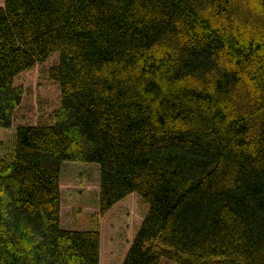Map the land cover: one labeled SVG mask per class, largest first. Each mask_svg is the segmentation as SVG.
Segmentation results:
<instances>
[{
	"label": "trees",
	"instance_id": "1",
	"mask_svg": "<svg viewBox=\"0 0 264 264\" xmlns=\"http://www.w3.org/2000/svg\"><path fill=\"white\" fill-rule=\"evenodd\" d=\"M56 54L53 125L0 163V264H100L98 220L132 194L124 264H264V0H5L0 129ZM68 162L100 165L90 231L61 224Z\"/></svg>",
	"mask_w": 264,
	"mask_h": 264
},
{
	"label": "rangeland",
	"instance_id": "2",
	"mask_svg": "<svg viewBox=\"0 0 264 264\" xmlns=\"http://www.w3.org/2000/svg\"><path fill=\"white\" fill-rule=\"evenodd\" d=\"M4 2L5 0H0V6H4ZM58 62L59 55L56 54L44 64H37L31 70L20 74L16 78L15 86L23 89L24 96L21 106L15 113L12 128L0 129V163H3V165L6 164L4 159L9 157L7 152L11 150L13 142H15L18 126L53 125L55 114L61 108V94L59 86L48 78V71L51 67L57 65ZM99 183L100 165L74 162L64 164L61 190L64 203L63 225L65 227L71 226L70 221L72 218L76 219L81 228L88 229L94 224V219L97 216L91 211H83V209L84 207L96 206L94 194L99 187ZM136 196L138 199L137 216L142 214L145 217L148 214L149 205L144 199L138 195ZM92 212L94 211L92 210ZM121 212V210L119 212L114 211L105 221L104 226L107 229L115 224H118V226L129 225L131 227L132 217L129 222ZM107 229H105V239L109 240ZM114 252L116 257L121 254L120 249H115ZM163 264L173 263L164 262Z\"/></svg>",
	"mask_w": 264,
	"mask_h": 264
},
{
	"label": "crops",
	"instance_id": "3",
	"mask_svg": "<svg viewBox=\"0 0 264 264\" xmlns=\"http://www.w3.org/2000/svg\"><path fill=\"white\" fill-rule=\"evenodd\" d=\"M99 194H100V184L98 189L96 190V193L94 194L95 199L94 202L96 206L94 207H84L83 211H91L94 215L98 216L100 209H99ZM63 195V194H62ZM63 197V196H62ZM137 203L138 199L135 194L130 195L120 203H118L114 208L102 219L99 221L100 226V233H101V255H100V264H124L125 259L127 257V254L133 244V241L135 239V236L137 232L139 231L142 222H143V215L137 216ZM63 205L62 202V215H61V224L62 227L66 230H73V231H90L94 227L93 225L90 226L88 229L79 227L76 219L72 218L70 221V227H65L63 225ZM92 210L94 212H92ZM122 211L121 214H124L126 216V220L130 222L131 219V227L129 225L127 226H118V224L112 225L110 228H106L104 226L105 221L108 219V217L114 212V211ZM137 220H138V226H137ZM133 225V226H132ZM122 227V228H121ZM105 229H107V233L109 235V240L105 239ZM123 234V235H122ZM108 245V249H107ZM121 245V246H120ZM115 247V248H114ZM115 249H120L121 254L117 257L115 256Z\"/></svg>",
	"mask_w": 264,
	"mask_h": 264
}]
</instances>
